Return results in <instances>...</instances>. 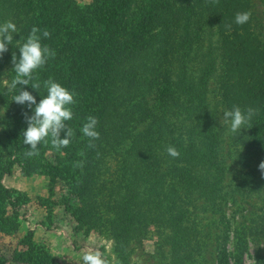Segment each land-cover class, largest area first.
<instances>
[{
  "label": "trees",
  "instance_id": "16d2710c",
  "mask_svg": "<svg viewBox=\"0 0 264 264\" xmlns=\"http://www.w3.org/2000/svg\"><path fill=\"white\" fill-rule=\"evenodd\" d=\"M94 1L88 11L69 0H0V24L12 21L18 29L0 57V102L8 111L5 137L27 129L24 113L31 116L34 110L11 102L22 88L17 85L11 94L4 82L16 75L13 53L19 58L18 47L34 26L47 29L51 36L42 37V43L55 51V58L35 74L39 92L23 87L37 102L47 94L43 81L49 78L78 93L74 118L67 122L75 138L60 149L68 154L64 167L43 169L39 157L31 160L52 182L68 180L78 206L66 200V210L81 226L109 231L118 264H129L131 244L151 229L168 232L169 264H202L205 258L211 264L212 255L214 264H229L226 204L254 193L257 184L250 176L227 190L224 127L217 107L208 104V85L220 65L224 107L259 109L251 128L236 135L246 142L243 158L264 162V46L258 44L260 33L264 38V17L258 24L250 0ZM245 11L251 19L237 25L236 14ZM208 23L217 25L218 45H201ZM197 51L201 59L194 66ZM89 115L99 120L95 148L88 147L80 131ZM168 146L179 150V158L168 155ZM109 160L117 163L112 172ZM78 161L84 162L82 169L74 166ZM10 201L9 190L0 188V233L13 227ZM12 205L16 209V202ZM258 219L264 234V207ZM245 236L235 234L240 255L246 250ZM20 245L13 262L51 264L29 238ZM6 262L0 254V264Z\"/></svg>",
  "mask_w": 264,
  "mask_h": 264
},
{
  "label": "rangeland",
  "instance_id": "374dc122",
  "mask_svg": "<svg viewBox=\"0 0 264 264\" xmlns=\"http://www.w3.org/2000/svg\"><path fill=\"white\" fill-rule=\"evenodd\" d=\"M69 1L80 7H88V11L93 10L95 6L94 0ZM250 3L251 11L261 25L264 17V0H250ZM208 25L207 36L206 31L202 29L201 45L215 46L219 44L217 25L210 23ZM258 27L256 31L260 33L262 29ZM259 35L258 44L264 46V38L261 33ZM200 59L201 54L197 51L193 57V65L197 66ZM194 69L193 72H197V68ZM219 69L220 65H217V71L210 79L207 100L211 108L217 107L221 122L223 112L227 109L220 96ZM12 80L13 77L4 82L9 86V93L15 94L10 85ZM11 102L21 109L27 106L17 104L13 100ZM7 114L5 103L0 102V158L3 166L0 170V188L10 192L11 201L7 204V213L13 223L9 232L0 233V254L6 258V264H19L12 261V255L15 251L22 250L20 244L26 238L47 253L51 264H83L82 256L88 250H98L108 264H118L109 231L105 228L96 230L81 226L66 210L64 204L66 200L74 208L78 206L77 200L70 194L68 180L59 177L52 182L48 174L31 162V160L36 162L39 157L40 164L45 167L43 169L62 168L68 154L53 148L50 144L48 148L41 145L38 156L26 158L24 153L30 148L23 143L22 133L26 129L13 133L11 138L5 137L3 130L6 127ZM221 125L224 127L221 158L228 166L225 179L227 190L232 189L240 178L243 181L251 176L257 184L254 193L237 196L235 200L226 204V216L230 221L228 263L238 264L240 258L241 264H264V234L258 219L261 208L264 207V178L256 161H247L242 157V151L246 150V142L240 141L236 134L230 133L229 124L221 122ZM116 165V161H108L111 172ZM14 202L17 204L16 209L12 205ZM206 219L207 217L203 221ZM242 231L246 232V250L240 255L241 252L237 250L235 244V234ZM167 234L168 232L164 230L151 229L145 239L134 241L130 246L129 264H169ZM206 259L202 264H209ZM209 259L211 264H214L213 255Z\"/></svg>",
  "mask_w": 264,
  "mask_h": 264
},
{
  "label": "clouds",
  "instance_id": "9594fccd",
  "mask_svg": "<svg viewBox=\"0 0 264 264\" xmlns=\"http://www.w3.org/2000/svg\"><path fill=\"white\" fill-rule=\"evenodd\" d=\"M213 4H219V0H211ZM251 19V12H238L235 16L237 25H244ZM231 28V25L228 26ZM18 29L12 21H6L0 24V57L8 51V45L13 43V33H17ZM51 33L45 29L33 27L26 41L19 45V58L13 53L12 63L15 77L11 83V89H15L17 85L22 86L18 94L12 97V100L20 105H27L29 109H33V114L29 116L24 113L27 123V129L23 131V143L30 146L24 153L26 158L38 156L40 154L41 145H49L57 150L70 146L72 139L75 138V131L67 123L74 118L73 106L78 103L76 97L78 93L70 91L60 83L49 78L43 81V87L47 94L37 103L36 97L29 91L24 90L23 86L31 85L33 89L39 92L41 82L38 70L44 68L49 59L55 58V51L48 45L42 43L43 38H50ZM259 114V109L241 107L234 105L231 110L223 112L222 123L229 124V131L232 134L242 133L243 129L251 128V121L254 116ZM99 120L97 117L89 115L80 131L83 136L88 138V147L95 148V141L100 139L101 133L97 130ZM65 133V137L61 138V133ZM168 155L173 158H179L180 152L174 146L166 148ZM80 156L85 153L81 151ZM99 155V154H97ZM77 168H83L84 162L78 161L74 165ZM259 170L264 175V162L259 164ZM83 264H108L100 251L88 250L82 256Z\"/></svg>",
  "mask_w": 264,
  "mask_h": 264
}]
</instances>
